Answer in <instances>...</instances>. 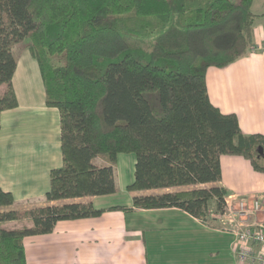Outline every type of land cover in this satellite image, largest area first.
I'll use <instances>...</instances> for the list:
<instances>
[{"label":"trees","instance_id":"16d2710c","mask_svg":"<svg viewBox=\"0 0 264 264\" xmlns=\"http://www.w3.org/2000/svg\"><path fill=\"white\" fill-rule=\"evenodd\" d=\"M253 1L0 0V129L2 112L18 106L13 47L31 38L46 105L60 111L63 164L46 197L73 200L4 211L15 199L0 186V264H28V235L102 214L74 200L117 190L120 153L136 156L134 206L111 209L178 207L226 228L221 155H242L264 173V134L244 133L236 113L222 112L206 76L256 47ZM23 219L32 226H5Z\"/></svg>","mask_w":264,"mask_h":264},{"label":"crops","instance_id":"0c3cea01","mask_svg":"<svg viewBox=\"0 0 264 264\" xmlns=\"http://www.w3.org/2000/svg\"><path fill=\"white\" fill-rule=\"evenodd\" d=\"M252 10L256 47L226 67H210L206 79L211 101L224 113H236L244 133L264 134V0H254ZM24 46L25 51L13 47L18 106L1 115L0 186L15 199L4 211L73 201L46 197L51 170L63 164L60 111L46 105L40 66ZM220 162L221 183L230 195L264 200V173L248 158L223 154ZM95 163L106 164L101 157ZM135 163L133 153H120L117 190L74 200L105 209L102 214L59 220L52 232L26 236L28 264H240L233 231L210 227L181 208L111 209L134 206L128 186L135 179ZM258 219L263 221L264 214ZM5 226L30 227L32 222L11 220Z\"/></svg>","mask_w":264,"mask_h":264},{"label":"built area","instance_id":"2783aa9c","mask_svg":"<svg viewBox=\"0 0 264 264\" xmlns=\"http://www.w3.org/2000/svg\"><path fill=\"white\" fill-rule=\"evenodd\" d=\"M264 200L229 195L223 217L226 228L236 235L233 250L240 264H264Z\"/></svg>","mask_w":264,"mask_h":264},{"label":"rangeland","instance_id":"374dc122","mask_svg":"<svg viewBox=\"0 0 264 264\" xmlns=\"http://www.w3.org/2000/svg\"><path fill=\"white\" fill-rule=\"evenodd\" d=\"M32 39L31 38H27L25 39L24 41H21L15 45H19V47H21V50L22 51H25V46L24 45H29L31 43ZM133 155H135L133 153ZM211 184H204V185H195V187H199V186H205V187H209ZM191 187H194V186H191ZM156 191H159V190H151L150 193H155ZM24 220V219H23Z\"/></svg>","mask_w":264,"mask_h":264},{"label":"water","instance_id":"95a60500","mask_svg":"<svg viewBox=\"0 0 264 264\" xmlns=\"http://www.w3.org/2000/svg\"><path fill=\"white\" fill-rule=\"evenodd\" d=\"M260 150H261V153H263L262 149H260Z\"/></svg>","mask_w":264,"mask_h":264}]
</instances>
